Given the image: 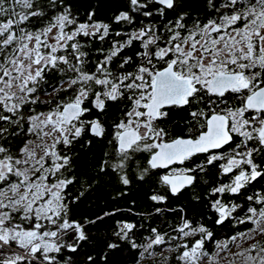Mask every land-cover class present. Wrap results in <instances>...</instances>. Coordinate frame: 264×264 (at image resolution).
I'll return each mask as SVG.
<instances>
[{"label":"snow or ice","instance_id":"1","mask_svg":"<svg viewBox=\"0 0 264 264\" xmlns=\"http://www.w3.org/2000/svg\"><path fill=\"white\" fill-rule=\"evenodd\" d=\"M127 2L129 10L115 15L114 23L132 25L133 13L163 21L171 12L175 19L162 27L141 21L130 33H113L110 24L93 19L94 12L79 22L65 0H49L51 12L38 0H0V264H71L70 257L62 260L57 255L65 249L76 253L89 241L85 224L96 221L82 224L70 218L74 201L67 200L66 189L75 178L64 175L71 157L57 146L68 148L86 133L103 138L106 129L99 116L106 114L109 102L124 107L112 125L116 160L106 159L101 172L111 168L127 186L133 165L140 180L152 170L170 169L160 183L179 196L209 166L223 161L218 167L229 179L211 189L216 197L211 201L213 223L252 225L228 242H217L215 253L206 250V243L215 239L213 231L184 218L172 229L176 235L151 228L144 244L130 236L136 224L121 222L113 233L118 240L150 256L159 254L165 264V251L176 253L178 264H219V253H230L229 243L239 240V251L231 254L228 264H264V239H257L264 237V193L247 195L250 185L264 180V167L256 162L264 154V0H207L215 15L206 21L197 16L190 26L181 0ZM110 35L126 39L112 40L108 53L89 69L82 40L104 42ZM134 41L140 45L134 54L138 62L121 55ZM57 72L67 78L52 91L71 90L72 95L58 100L48 113L29 117L26 131L41 143L26 140L14 155L5 144L18 132H9L4 124L19 127L24 106L38 102L37 92L49 83V74ZM230 96L239 106H229ZM173 108H195L189 112L195 122L191 135L169 136L166 123ZM93 110L98 115L88 119ZM45 137L52 142L45 143ZM137 153L149 154L146 167H140ZM225 195L246 196L248 206L225 203ZM150 199L162 204L168 197L155 193ZM249 240L254 242L244 247ZM119 246L106 245L109 250ZM86 260L95 264L91 255Z\"/></svg>","mask_w":264,"mask_h":264},{"label":"trees","instance_id":"2","mask_svg":"<svg viewBox=\"0 0 264 264\" xmlns=\"http://www.w3.org/2000/svg\"><path fill=\"white\" fill-rule=\"evenodd\" d=\"M38 3L47 12H51L49 0H38ZM65 3L71 4L72 12L77 16L79 22H85L89 12L95 13L93 19L96 21L111 22L114 15L121 10H126L128 5L127 0H65ZM134 14L136 15V13ZM62 77L64 75L59 72L49 74V83L42 86L36 94L39 97L38 102L25 105L22 109L24 119L19 121V127L14 124H4L9 132H18V135L12 136L5 144L14 155L18 154V149L23 146L26 140L36 139L35 135L26 131L30 125L29 117L52 110L58 100L63 98L66 100L72 95L71 90L65 92L64 97H61L59 92L52 91L53 87L60 84ZM110 111L116 114L115 106H111ZM90 117L87 118L90 119ZM104 124L106 133L103 138L93 137L86 133L68 148L63 145L57 146L61 154L71 157V167L65 170L64 175L68 178H75L74 183L66 189L67 200L74 201L70 203V218L82 224H85V221H96L85 224L89 241L82 243L76 253H71L67 249L63 250L61 254L57 255L58 259L67 260L70 257L71 264H87L86 257L91 255L95 264H113L114 261H119V264H165L159 254L150 256L144 252L143 248L134 249L128 241L118 240L113 233L119 228L121 222H131L137 225L133 233L130 234L137 244L145 243L146 238L152 235L151 228L168 232L170 236L176 235L172 229L182 222V218L190 220L193 226L205 223L213 231L215 237L213 241L206 243V250L212 253L218 251L217 242H228V238L232 235H238L252 227L251 224H238L235 221L223 226L214 225L215 216L211 209L210 199L206 198V189L216 180L215 172L208 184L200 181L196 183L195 187L185 190L179 196H168L167 201L162 204H157L150 199V196L155 193L162 194V188L158 185L156 177L138 179L135 171L136 165H133L132 170L129 171L130 184L127 186L120 182L119 175L111 168L101 172L100 167L106 159L113 163L116 160L114 147L112 143H109L111 141V122H108V117ZM183 124L176 122L173 124V128L182 129ZM0 143H4V141L0 140ZM260 158L264 166V155ZM136 159L139 163L138 157ZM258 192L264 193V180L258 183L254 182L247 188V195H254ZM78 196L79 199H75ZM224 202L239 203L245 208L248 206L246 196L237 198L226 195ZM157 208L161 211L157 212ZM105 213H112V215H105ZM97 217H103V219L98 220ZM210 217L211 219H209ZM65 239L69 243L72 242L68 237ZM257 239H264V237L257 236ZM109 242H118L120 246L118 249L109 250L106 247ZM253 242L249 240L243 246L247 247ZM172 243L175 244L177 241H172ZM237 243L240 241L229 243L230 253H219L217 257L219 264H228L231 254L239 251ZM149 251L159 252V249H150ZM164 255L169 257L167 264H178L175 260L176 253L165 251ZM236 259L239 260V257ZM204 264H208L207 260Z\"/></svg>","mask_w":264,"mask_h":264},{"label":"flooded vegetation","instance_id":"3","mask_svg":"<svg viewBox=\"0 0 264 264\" xmlns=\"http://www.w3.org/2000/svg\"><path fill=\"white\" fill-rule=\"evenodd\" d=\"M181 3L182 4H185L186 5V11L189 12V17L187 19V23L189 24V26L191 25L192 23V19L195 18V17H199L202 21H206V19L208 18H212L215 13H214V10L209 8L208 5H207V0H181ZM129 10V5H127V9L126 10H121V11H128ZM120 12V11H119ZM119 12H117L115 15H117ZM114 15V16H115ZM133 15L136 17V20L135 22L132 24V25H128V24H125V23H121V24H116L113 22V19L111 22H104V23H108L111 25V31L113 33L117 32V31H121V32H127V33H130L136 29H138L140 26H141V21H143L144 23H149V22H153L155 24H157V26H161L165 23H167V20L171 19V20H174L175 19V13H169L168 14V17L165 19V20H161L158 16H154L152 18H144V17H141L139 16L138 14H134ZM121 39H126V37H116L115 35H110L106 41L104 42H101L99 40H88L87 38H84L82 40V43H85V49L86 51H88L89 53V64H88V68L91 69V70H94L95 68V63L97 60H102L104 55H106L109 51V48L111 46V41L112 40H121ZM97 49H101L102 51H97ZM138 50H140V45H139V41H134L133 45L128 47V48H125L123 50V52L121 53L122 56H133L134 57V60H136L138 62V58L135 57V52H137ZM69 75L68 76H71L72 73H68ZM67 77H62L60 79V83H62V81L64 79H66ZM66 87V85H65ZM60 96L61 97H64L65 96V92L63 91H60L59 92ZM50 97V95H49ZM62 100H65L64 98ZM229 100H230V103H229V106L230 107H236V106H239V100L238 99H235L234 96H230L229 97ZM111 106H115L116 108V114L112 113L110 111V107ZM124 107L123 105H120V104H116V103H112V102H109L108 104V107H107V111H106V114L105 115H102V116H99V118L104 122L106 121V118L108 117V122H111V125H110V140L113 141V132H114V129L112 127L113 123L118 121L120 118H121V108ZM198 107H203V105H198ZM191 110H195V108H192V109H189V108H173L170 110V116H169V119L166 123V127H167V130L169 132V136L170 137H175L177 135H191L192 133L189 132V128L190 127H193V125L195 124V122H193L191 120V117L189 116V112ZM98 114L96 113L95 110H93V113L90 115V119L92 118H95ZM109 117H111L109 119ZM184 123L183 124V127L182 129H179V130H176L173 128V124L175 123ZM162 126H165V125H162ZM112 145L114 147V150H115V142L113 141L112 142ZM148 153H137L136 154V157H138V160H139V165L140 167H146L147 166V159H148ZM264 155V154H261V155H258L256 157V162L258 164H261V156ZM201 159H203V157H201ZM199 162V161H198ZM223 161H220L218 162L219 163H222ZM218 164L216 167H212V166H209L208 167V170L205 172V173H201L199 174L198 176V179H197V182L196 183H199L200 181L202 182H205L206 184L209 183V179L213 176V172H215L216 174V180L213 181V184L211 185H208L206 191H207V199H210L209 201L211 202L213 199H215L216 197L212 196L211 195V189L215 186H218L220 183H227L228 182V177L227 176H222L221 173H220V169L218 167ZM172 168H176V167H183V166H179V165H172L171 166ZM262 167H264L262 165ZM213 170L211 173L210 171ZM170 172V169H156V170H152V172L149 173V175L147 177H150V176H155L156 177V181L158 183V185L162 188V194L164 195H167L170 196V197H176V196H172L166 189L165 186H163L161 183H160V177L164 174H168ZM196 183L192 186V187H189V188H185L183 190V192L185 190H190L192 189L193 187L196 186ZM182 192V193H183ZM181 193V194H182ZM226 198V195L222 198L223 200H225Z\"/></svg>","mask_w":264,"mask_h":264},{"label":"rangeland","instance_id":"4","mask_svg":"<svg viewBox=\"0 0 264 264\" xmlns=\"http://www.w3.org/2000/svg\"><path fill=\"white\" fill-rule=\"evenodd\" d=\"M48 112H46V113H48ZM47 130L48 129H45V131H47ZM33 141H35L36 144H40L41 143V140L37 139V137ZM44 142L50 144L52 141H51V138L45 137L44 138ZM36 151H37L38 155H42L43 154L42 151L39 148H37Z\"/></svg>","mask_w":264,"mask_h":264},{"label":"water","instance_id":"5","mask_svg":"<svg viewBox=\"0 0 264 264\" xmlns=\"http://www.w3.org/2000/svg\"><path fill=\"white\" fill-rule=\"evenodd\" d=\"M91 135V134H90ZM92 136V135H91Z\"/></svg>","mask_w":264,"mask_h":264}]
</instances>
